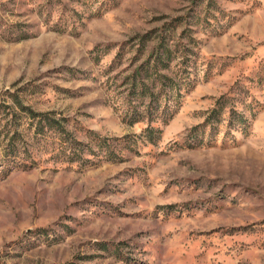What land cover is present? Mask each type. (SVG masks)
<instances>
[{"label":"rangeland","instance_id":"374dc122","mask_svg":"<svg viewBox=\"0 0 264 264\" xmlns=\"http://www.w3.org/2000/svg\"><path fill=\"white\" fill-rule=\"evenodd\" d=\"M15 96L84 152L2 137L0 264H264V0H0Z\"/></svg>","mask_w":264,"mask_h":264},{"label":"trees","instance_id":"16d2710c","mask_svg":"<svg viewBox=\"0 0 264 264\" xmlns=\"http://www.w3.org/2000/svg\"><path fill=\"white\" fill-rule=\"evenodd\" d=\"M165 57L170 56V52L168 49L163 50V54ZM158 63H164V59L159 57L157 60ZM146 76V80L150 79L152 80L153 77L157 80H163V77L160 76L158 73L155 75L150 74V70H143ZM143 73H136L134 77L133 82V96H136L144 102L146 98H151V108L154 109L153 105L159 104V98L156 97L155 94L151 91L150 87L146 82H144V78L141 79V76ZM164 82H162L163 84ZM166 85V84H165ZM14 104L16 105V108L19 110H11L9 107H4L1 109H4L6 112V116L11 117V123L9 121V118H0V141L2 140V137L4 136V140L8 141L6 144L7 147V154H5L4 158H2L3 161L12 160L15 159H25L26 161H32L31 152L28 150V144L25 141L26 137H30L32 140H36L38 143V146H46L49 141V135L53 132L57 133L61 138L65 141V143L68 144L70 152L74 155L79 156L84 152L83 146L84 144L82 142H78L74 138H62V135H68L64 129V126L61 125L60 121L50 118L48 114H38L31 109L25 108L22 101L18 96L13 97ZM156 109V108H155ZM143 116V115H141ZM36 122V123H34ZM36 124V125H35ZM35 125V126H34ZM35 131V134L33 133ZM155 130H150V134L152 135ZM94 135V134H91ZM96 139V138H95ZM98 146L108 147L106 140L103 139H97ZM67 150V149H66ZM1 157V153H0ZM0 159V163L2 161Z\"/></svg>","mask_w":264,"mask_h":264}]
</instances>
